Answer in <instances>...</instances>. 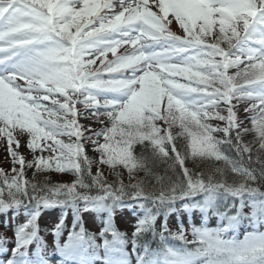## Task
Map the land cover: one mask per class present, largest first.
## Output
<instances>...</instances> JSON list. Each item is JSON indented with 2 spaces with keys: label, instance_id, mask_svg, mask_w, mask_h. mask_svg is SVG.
I'll return each mask as SVG.
<instances>
[{
  "label": "snow or ice",
  "instance_id": "snow-or-ice-1",
  "mask_svg": "<svg viewBox=\"0 0 264 264\" xmlns=\"http://www.w3.org/2000/svg\"><path fill=\"white\" fill-rule=\"evenodd\" d=\"M241 103L251 127L238 117ZM249 133L259 145L255 159L242 141ZM0 138L14 173L0 171V213L23 209L27 217L14 229L7 264H48L38 218L53 208L63 209L53 230L61 264H132L133 255L136 264H264V0H0ZM22 138L31 160L18 151ZM26 168L34 169L31 180ZM49 172L75 180L52 183ZM178 201L216 216L217 225L193 224L191 240L183 224L170 231ZM124 208L143 213L131 253L114 223ZM89 211L104 216L102 243L84 226ZM244 221L251 230L240 238ZM148 234L155 248L143 240ZM9 242L0 236V253Z\"/></svg>",
  "mask_w": 264,
  "mask_h": 264
},
{
  "label": "rangeland",
  "instance_id": "rangeland-1",
  "mask_svg": "<svg viewBox=\"0 0 264 264\" xmlns=\"http://www.w3.org/2000/svg\"><path fill=\"white\" fill-rule=\"evenodd\" d=\"M170 27H171V29L172 30H175V31H180V32H183L179 27H178V25L175 23V22H173V24L172 25H170ZM222 46H224V45H222ZM100 66V61L99 60H97V62H96V65H94L93 67H99ZM245 106H247L246 104H245ZM241 118H242V120L245 122V126H247V127H251V121H250V119H248V114H246L245 112H243V114H242V116H240ZM217 124V121H214V125H216ZM177 131H179V129H176ZM217 135H219V134H217ZM242 140L245 142V140L248 142V143H250L251 144V146H252V150L253 151H255L256 152V149L259 147V145H258V143H253V141H254V136H253V134H251V133H249V134H247V135H244L243 137H242ZM85 152H86V154H87V149L85 148ZM4 154V155H3ZM88 154H89V152H88ZM30 159H32V157L30 158ZM0 167H2L4 170L5 169H7V170H11L12 169V167H13V165H12V161H11V158L8 156V154L7 153H2V150H0ZM16 167L18 168L19 167V165H16ZM103 167V166H102ZM191 167L192 168H195L196 166L192 163V161H191ZM105 170L106 171H109V172H106V174H109L111 171L107 168V167H105ZM33 171H34V169H25V172H29V174H33ZM50 173V172H49ZM49 173H47L46 175H48ZM126 178H125V182L126 181H128V174H127V171H126ZM75 180V177L72 175V174H70V173H63V174H57L56 176H54V178H52V180H50L52 183H71V182H73ZM16 228V226L15 227H13V228H11L10 229V232L11 233H14V229ZM188 234V239L189 240H191L192 239V237H191V235H190V230H189V232L187 233ZM30 259H32V258H30Z\"/></svg>",
  "mask_w": 264,
  "mask_h": 264
},
{
  "label": "trees",
  "instance_id": "trees-1",
  "mask_svg": "<svg viewBox=\"0 0 264 264\" xmlns=\"http://www.w3.org/2000/svg\"><path fill=\"white\" fill-rule=\"evenodd\" d=\"M137 151H139V146H137ZM201 168L203 167V165H201L200 166ZM199 169V168H198ZM101 170H102V168H101ZM157 171L159 172V173H161V174H163V171H164V166L163 165H161L158 169H157ZM103 172V171H102ZM121 172V171H120ZM121 175H122V177H123V179H125L126 178V175L124 174V172H121ZM140 177H143V173H139L138 174ZM48 177V176H47ZM32 179V178H31ZM39 179H41V180H43L44 179V177L43 176H41V177H39Z\"/></svg>",
  "mask_w": 264,
  "mask_h": 264
}]
</instances>
